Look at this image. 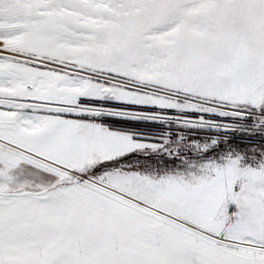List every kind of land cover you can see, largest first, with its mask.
I'll use <instances>...</instances> for the list:
<instances>
[{
	"label": "snow or ice",
	"instance_id": "obj_1",
	"mask_svg": "<svg viewBox=\"0 0 264 264\" xmlns=\"http://www.w3.org/2000/svg\"><path fill=\"white\" fill-rule=\"evenodd\" d=\"M0 264H264V0H0Z\"/></svg>",
	"mask_w": 264,
	"mask_h": 264
}]
</instances>
